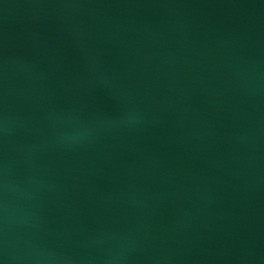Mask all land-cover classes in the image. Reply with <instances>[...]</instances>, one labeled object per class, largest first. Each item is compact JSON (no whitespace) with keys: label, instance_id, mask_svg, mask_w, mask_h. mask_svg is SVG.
Returning <instances> with one entry per match:
<instances>
[{"label":"water","instance_id":"water-1","mask_svg":"<svg viewBox=\"0 0 264 264\" xmlns=\"http://www.w3.org/2000/svg\"><path fill=\"white\" fill-rule=\"evenodd\" d=\"M0 264H264V0H0Z\"/></svg>","mask_w":264,"mask_h":264}]
</instances>
